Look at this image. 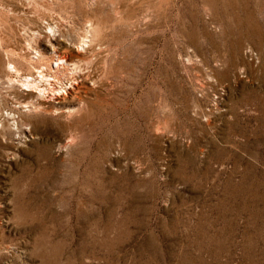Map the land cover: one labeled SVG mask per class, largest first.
I'll return each instance as SVG.
<instances>
[{"label":"rangeland","instance_id":"1","mask_svg":"<svg viewBox=\"0 0 264 264\" xmlns=\"http://www.w3.org/2000/svg\"><path fill=\"white\" fill-rule=\"evenodd\" d=\"M0 103V264H264V0H0Z\"/></svg>","mask_w":264,"mask_h":264},{"label":"bare ground","instance_id":"2","mask_svg":"<svg viewBox=\"0 0 264 264\" xmlns=\"http://www.w3.org/2000/svg\"><path fill=\"white\" fill-rule=\"evenodd\" d=\"M90 21H91V18H90L89 22ZM92 21L90 22L91 23V26H93V23H95V22L92 23ZM137 23H138V20L135 21V24H133V26H135V25L138 26L139 23L138 24ZM51 25L48 23L47 24V27L50 30H53V27ZM89 29H91V28H89ZM91 30L85 32V33H87L86 34V37L89 36L88 35V32H90ZM87 42H88V40H87ZM101 43H103V42H101ZM20 46H22V45H20ZM28 46H30V45H28ZM25 47L27 48V46H25ZM83 49H85V48H83ZM87 49H90V48H87ZM87 49L85 50L84 53L82 52L83 50H81V53L78 52V51H76L77 54H74V53H71V52H67V51H62L59 54H56L55 57L52 60H50L51 62L49 61L50 64H49L48 67H42L41 66V68H39L40 70L37 69V72H34V71H30L29 72V70H27L28 73H22L21 70L16 65H14V63L12 65L9 64L12 68H10V69H8L6 71L7 78L9 80H14V82L20 83L22 85V87L24 86L23 89L25 88L24 89V91L26 92L25 94L28 95L29 97H32V99L34 97L41 96V99L38 101L39 105H45L46 106V103H48V100H50V99L61 98L63 100L67 96V94H71L72 95L71 92H67L66 91L67 85H68L69 88H71L73 90V92L74 91L76 92L79 89V87H81V84L78 83V81H79L78 78L82 77L81 74L78 73V70H79V68H80L81 65H79L78 62H80V60L82 61L84 59L82 57H84L86 55V53L88 51ZM26 52H28V51H26L24 49H20L18 51V53H19L18 56L19 57H22L21 59L27 60V58L29 57L28 55H30V54L29 53L27 54ZM29 58L31 59V58H33V56H31ZM29 58H28V60H29ZM41 58H43V56ZM16 59H18V58L16 57ZM87 75L90 76L89 74H87ZM73 84L77 85V88H75L73 86ZM74 96H76V95H74ZM0 105H1V103H0ZM12 110H10V111L9 110H5V108H3V106L2 107L0 106V114L1 115H2V113H5L6 114V117L3 118L1 116L3 119L0 120V127H1V131L2 132H3V130H5V129L8 128L7 126H9V124H11V123L8 124V121H12L13 125L16 126L15 129L16 128L19 129L21 127L20 124L22 123V120H21L20 113L18 111L15 112V111H12Z\"/></svg>","mask_w":264,"mask_h":264}]
</instances>
